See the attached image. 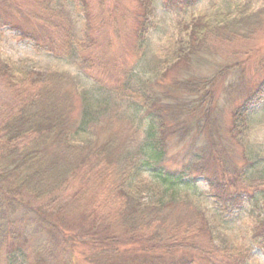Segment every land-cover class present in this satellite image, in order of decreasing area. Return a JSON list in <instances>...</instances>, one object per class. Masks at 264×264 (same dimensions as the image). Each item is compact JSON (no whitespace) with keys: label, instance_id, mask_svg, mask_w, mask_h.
<instances>
[{"label":"trees","instance_id":"1","mask_svg":"<svg viewBox=\"0 0 264 264\" xmlns=\"http://www.w3.org/2000/svg\"><path fill=\"white\" fill-rule=\"evenodd\" d=\"M20 1L0 0V28L45 49L58 44L59 50L78 56L91 44L90 37L84 41L71 31L73 27L64 31L59 0ZM78 1L84 17L87 2ZM161 1L170 12H184L203 0ZM223 3L217 13L175 17V33L164 43L155 75L131 97L136 120L125 139L116 131L89 134L97 110L86 115V106L82 123L72 128L70 99L79 95L86 104L96 99L88 95L96 84L85 82L83 56L75 70V78L85 84L79 90L68 72H34L27 63L0 55L1 264H76L79 246L93 251L92 264H119L114 258L129 253L121 252L142 237L150 239L151 248L142 247L123 264H193L176 257L172 251L179 247L172 240L190 234L214 241L221 233L205 215L194 221V232L169 218L183 191L204 179L216 190V202L231 214L252 196L248 190L264 189V171L258 172L255 182L243 170L251 160L247 150L251 114L264 102V65L252 84L245 75L254 53L249 46L264 33V0ZM17 13L26 23L24 29L12 21ZM41 24L45 26L38 32ZM146 30L143 23L139 44ZM139 46L145 47L144 42ZM97 106L103 103L98 101ZM225 106L228 124L214 116ZM170 142L178 154L170 152ZM77 169L86 176L92 169L101 183L109 176L101 194L106 211L100 197L98 204L87 206L81 195L77 198L76 182L81 186L75 182ZM105 220L113 225L103 229ZM253 239L254 248L264 251V220L257 223ZM162 240L169 245L155 250L154 243ZM235 260L232 264H247L245 257Z\"/></svg>","mask_w":264,"mask_h":264},{"label":"rangeland","instance_id":"2","mask_svg":"<svg viewBox=\"0 0 264 264\" xmlns=\"http://www.w3.org/2000/svg\"><path fill=\"white\" fill-rule=\"evenodd\" d=\"M75 1L59 0V10H63V16L61 14L60 17H64V31H68L66 28L69 26L73 27L70 28L71 31L74 29L77 36L84 41L85 37H90L91 44L83 50L84 54L78 56L76 52L64 53V50L57 48L58 44L45 49V45L36 46L34 42L20 38V33L10 32L6 30L7 27H2L0 28V55L19 64L27 63L34 68V72L47 70L68 72L79 90L85 84L81 79L75 78L78 77L75 70L77 62L83 56L81 66L85 71L83 74L88 77L85 82L96 84L95 90L88 95L90 97L95 95L96 99L94 103L91 101V104H86L84 97L79 95L70 99L72 128L76 130L82 123L86 106V115L97 110L92 117V123L88 125L89 134L93 135L98 130V134L104 136L116 131L120 139H125L127 134H132L131 124L133 120H136V114L131 97L136 90L148 85L145 81L147 78L155 75V68L159 65L164 50V43L169 35L172 36L175 33V26H173L175 17L181 15L186 18L195 14H210L211 11L217 13L218 8L221 9L224 5V0H203L191 10L170 12L161 5V0H86L87 13L83 17L81 3L78 0ZM16 16L17 20L12 18V21L24 29L26 23L22 21L18 13ZM66 18L73 21L69 22ZM143 23L147 26V33L139 44L137 36L141 32ZM42 25L45 26L38 25L39 31L36 29L38 32L42 31ZM64 39H66V33ZM143 42L145 47L139 46ZM249 47L250 50L253 47L254 53L250 62L245 65V75L246 79H251L252 84L260 75L259 67L264 65V33ZM60 54L64 56H59ZM89 67L90 71L87 70ZM98 101L103 103V106L98 107ZM254 109L247 130L249 131L247 150L250 153L248 154L251 158L250 164L245 167L242 161L237 163L245 167L243 170H246L245 174L253 179L251 181L257 182L258 172L264 171V102ZM214 116L220 118L221 123L230 122V114L226 106L222 111L214 112ZM103 126L107 129H101ZM83 142L84 140L80 141V143ZM169 145H171L170 152L178 154L174 143L170 142ZM236 153L240 154L239 151ZM173 156L176 157V155ZM88 173L89 175L86 176L78 169L75 172V182L80 181L81 185L78 187L76 182L77 198L81 195L84 198H81V203L87 206L88 203L98 204L100 197L103 210L106 211L107 204L101 194L110 178L103 176L101 183V179H97L98 175H93L92 169ZM85 178L88 179L84 180ZM246 185L248 182L243 185L245 189ZM194 187L183 191L180 195L183 199L173 206V212L169 218L175 222L185 223L189 230L194 232L192 229L194 221L198 216L205 215L221 236L210 241L206 237L179 235L172 240L179 247L177 251H172L176 253V257L194 262L193 264H210L211 262L232 264L240 257H245L247 264H264V251L254 248L255 240L253 239L257 223L264 220V189L257 186L254 190H248L252 196H247L240 208L230 214L224 211L221 202L219 204L216 202V190L210 189L204 179H197ZM78 191L81 193L78 194ZM85 191L89 193L84 195ZM242 191L245 192V190ZM103 223H101L103 229L108 224L113 225L106 220ZM2 234L0 230V237ZM149 240L142 237L132 242L121 252L129 253L115 257V262L123 264V260H127L126 257H130L131 254L134 258L133 253L141 250L142 247L150 249L151 245L147 243ZM166 245L169 244L163 245L162 240L158 244L154 243V249L157 250V247L163 248ZM173 245L176 247L175 243ZM90 250L79 246L74 252L76 264H92L89 255H92L93 251ZM2 252L3 250H1L0 258Z\"/></svg>","mask_w":264,"mask_h":264}]
</instances>
